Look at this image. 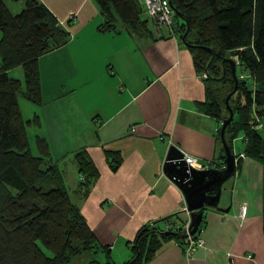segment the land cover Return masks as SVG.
<instances>
[{
	"label": "crops",
	"instance_id": "crops-1",
	"mask_svg": "<svg viewBox=\"0 0 264 264\" xmlns=\"http://www.w3.org/2000/svg\"><path fill=\"white\" fill-rule=\"evenodd\" d=\"M38 1L58 21L73 17L66 26L67 40L38 58L41 103L18 94L23 120H32L26 126L29 148L59 169L66 188L67 172L60 164L69 160L72 200L111 259L120 251L128 257L129 250L125 264L134 255L131 246L141 227L164 217L174 224L188 218L182 190L164 172L171 145L207 168L224 167L221 119L201 107L207 89L219 83L197 70L177 30L156 28L145 12L149 31L136 34L118 21L101 28L105 17L94 0ZM20 94L30 114H24ZM233 117L238 120L235 112ZM245 144L243 130L237 129L232 140L236 173L222 184L220 209H203L204 247L187 257L180 235L150 234L141 254L153 252L138 264H264L263 168L258 160L239 155ZM81 148L98 170L87 195L79 187L74 158ZM107 151L121 156L116 171ZM241 205L246 206L244 217Z\"/></svg>",
	"mask_w": 264,
	"mask_h": 264
},
{
	"label": "trees",
	"instance_id": "trees-1",
	"mask_svg": "<svg viewBox=\"0 0 264 264\" xmlns=\"http://www.w3.org/2000/svg\"><path fill=\"white\" fill-rule=\"evenodd\" d=\"M94 1L105 17L101 28L114 27L118 21L130 32L148 33L140 0ZM23 4L13 13L0 0V264H72L85 257L83 264H117L99 245L59 169L30 151L26 126L32 120H23L18 94L41 103L38 58L67 40L66 26L73 16L61 22L38 0H23ZM170 5L175 12L173 31L188 46L197 70L206 72L207 81L219 83L207 89L201 107L221 122L228 116L225 96L235 83L227 59L234 62L237 88L229 104L238 120L233 117L227 124L225 139L232 149L235 131L243 130L244 156L262 164L264 232V0H170ZM18 66L23 69V81L9 75ZM257 120L262 130L254 128ZM106 155L116 171L121 156L110 151ZM74 158L79 187L87 195L98 170L84 148ZM162 220L165 226L174 224L164 217L141 227L132 242L134 255L125 264H138L153 252L142 256L141 248L148 235L164 232L165 226L156 224ZM202 227L201 222L198 231ZM168 231L180 235L183 246L184 233ZM98 251L105 253L104 262L94 257Z\"/></svg>",
	"mask_w": 264,
	"mask_h": 264
},
{
	"label": "water",
	"instance_id": "water-1",
	"mask_svg": "<svg viewBox=\"0 0 264 264\" xmlns=\"http://www.w3.org/2000/svg\"><path fill=\"white\" fill-rule=\"evenodd\" d=\"M206 49L210 50L209 48ZM227 61L230 62L235 83L233 89L225 96V106L228 110V116L224 118L220 127V139L224 150V167L222 169L213 167L203 169L193 168L186 163L184 154L175 145L170 146L164 164V172L180 187L185 196L187 210L190 211L191 217V233L197 231L202 219L203 209L206 207L220 209L218 202L222 191V184L236 173V157H238V154L233 153V150L228 145L225 139V129L233 118L234 112L229 104V98L236 91L237 76L235 74L234 62L229 59ZM228 209L224 210L227 211ZM162 233L172 234L170 231Z\"/></svg>",
	"mask_w": 264,
	"mask_h": 264
},
{
	"label": "built area",
	"instance_id": "built-area-1",
	"mask_svg": "<svg viewBox=\"0 0 264 264\" xmlns=\"http://www.w3.org/2000/svg\"><path fill=\"white\" fill-rule=\"evenodd\" d=\"M140 2L144 5L145 14L154 22L155 27L158 28L159 25L166 26L169 29L173 30L175 25V18H174V10L170 5V0H140ZM73 15H69L68 19L71 18ZM64 22V21H62ZM203 77H206V72L204 71ZM241 78L244 76L241 75ZM222 124V122H221ZM263 127L261 121L257 120V124L254 126L255 129H260ZM240 156L244 157V154H239ZM184 159L186 163H188L191 167L196 169H203L207 168V165L201 163L196 157L192 155L184 154ZM188 218L183 221L180 225L174 224H167L163 230L168 231L170 229L176 230L179 229L184 233L185 243L183 244V248L187 257H191L194 251L197 248L204 247L205 240L201 236L203 231V227L194 233H191V217L190 211L187 210ZM239 214L241 217H244L246 214V206L241 205ZM199 227V226H198Z\"/></svg>",
	"mask_w": 264,
	"mask_h": 264
},
{
	"label": "rangeland",
	"instance_id": "rangeland-1",
	"mask_svg": "<svg viewBox=\"0 0 264 264\" xmlns=\"http://www.w3.org/2000/svg\"><path fill=\"white\" fill-rule=\"evenodd\" d=\"M4 1L9 6L10 11H12V12L17 13L22 9V0H4ZM237 71H239V68H237ZM9 75L13 76V77L20 78L23 81V69H22V67L18 66L16 68H12L11 70H9ZM19 102L21 103V107L24 110V114L25 115L30 114L29 108L27 106H25L28 104V101L24 97H22L21 94L19 97ZM28 133H29V139L31 142L32 151H33V153H36V150L34 149V143H33V132L29 130ZM262 134L264 135V130L262 131ZM236 141H240V145L241 146L243 145V142L241 140V136H239V138ZM60 167L63 169L65 168L64 170H66V172H67V178L68 179L66 180V186H67L68 191L72 194V191L75 188L74 187L75 185H73L72 180L70 179V168L71 167H70L69 160L65 159L64 161H61ZM123 253H126V251H124V252L120 251L117 254V256L112 255V259L117 264H122L124 261H126L129 258V255H130L129 250L127 253L128 257H126V255H122ZM104 255L105 254L102 251H98L96 254H94V257L98 261L104 262L105 261ZM85 261H86V257L84 259L82 258V260L77 259L72 264H83V262H85ZM87 264H89V263H87Z\"/></svg>",
	"mask_w": 264,
	"mask_h": 264
}]
</instances>
